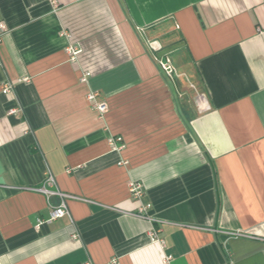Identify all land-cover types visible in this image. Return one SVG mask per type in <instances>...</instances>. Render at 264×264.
<instances>
[{
    "label": "crops",
    "instance_id": "1",
    "mask_svg": "<svg viewBox=\"0 0 264 264\" xmlns=\"http://www.w3.org/2000/svg\"><path fill=\"white\" fill-rule=\"evenodd\" d=\"M0 22V264H264V0H0Z\"/></svg>",
    "mask_w": 264,
    "mask_h": 264
},
{
    "label": "built area",
    "instance_id": "2",
    "mask_svg": "<svg viewBox=\"0 0 264 264\" xmlns=\"http://www.w3.org/2000/svg\"><path fill=\"white\" fill-rule=\"evenodd\" d=\"M4 30H5V26L3 25V23L0 22V37L3 35ZM149 46L155 49L158 48V46L153 43H151ZM66 50L68 54L70 55V59L74 61V58L79 53V50L74 47H68ZM158 63L161 66L162 70H164L166 74L171 77L173 74V67L170 63V59L163 58V59L158 60ZM88 76H89V73L84 72L81 75L80 81L85 82ZM9 91H10V86L7 84H4L2 92L8 93ZM97 97H98L97 92H91L88 94V100L91 102L95 110H97V112L102 115L106 111L107 105L104 101H99ZM108 142H109L108 145L111 151H118L124 147L121 136H109ZM37 190L46 195L47 202L49 206L51 207L49 220L58 219V218L68 215V209L65 203L66 195L60 192L56 188L55 178L50 172H46L43 183L39 188H37ZM128 191L130 194L129 196H131V198L138 200L140 195H142L143 187L140 182L132 180L128 184ZM52 196H57L60 198V201L57 205H53L51 203L50 199ZM140 210L142 211L143 209L141 208ZM42 222L43 221H39V224H41ZM150 239L152 241H156L160 243L161 245H163V240L159 236V230L157 229L151 232ZM112 264H116V260H113Z\"/></svg>",
    "mask_w": 264,
    "mask_h": 264
}]
</instances>
